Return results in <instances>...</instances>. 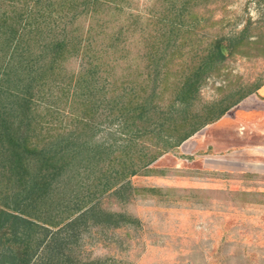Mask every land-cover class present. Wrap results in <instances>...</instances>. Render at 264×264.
<instances>
[{"label":"trees","instance_id":"16d2710c","mask_svg":"<svg viewBox=\"0 0 264 264\" xmlns=\"http://www.w3.org/2000/svg\"><path fill=\"white\" fill-rule=\"evenodd\" d=\"M197 2L0 0V264H99L75 251L84 224L134 220L99 197L254 91L201 96L248 23L200 32ZM102 123L118 141L94 138Z\"/></svg>","mask_w":264,"mask_h":264},{"label":"rangeland","instance_id":"374dc122","mask_svg":"<svg viewBox=\"0 0 264 264\" xmlns=\"http://www.w3.org/2000/svg\"><path fill=\"white\" fill-rule=\"evenodd\" d=\"M151 1L124 0V8L144 12ZM194 7L211 17L200 28L209 35L248 23L246 42L206 77L201 96L234 98L255 88L250 93L264 97V0H198ZM77 66V58L65 62L66 69ZM249 124L264 133L263 117ZM224 125L218 132L204 125L130 176L120 192L102 194V207L134 220L118 227L87 221L75 251L99 264H264V138L256 144L252 136L245 149L227 146ZM94 138L118 141V132L102 123ZM60 235L63 241L64 230Z\"/></svg>","mask_w":264,"mask_h":264},{"label":"crops","instance_id":"0c3cea01","mask_svg":"<svg viewBox=\"0 0 264 264\" xmlns=\"http://www.w3.org/2000/svg\"><path fill=\"white\" fill-rule=\"evenodd\" d=\"M259 117L264 119V98L257 97L255 93H249L231 106L216 121L205 126H211V131L218 132L219 127L216 128V125L222 122L225 124L223 126L225 128L224 145L229 146L234 143L235 146L245 149L249 144V138H253L252 136H255V140L257 139L256 144L262 141V137L264 138V133L259 132L258 129L249 124L253 119ZM236 124H239L241 129L235 128Z\"/></svg>","mask_w":264,"mask_h":264}]
</instances>
